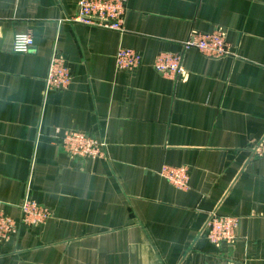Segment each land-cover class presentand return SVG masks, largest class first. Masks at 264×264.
<instances>
[{"label": "crops", "instance_id": "0c3cea01", "mask_svg": "<svg viewBox=\"0 0 264 264\" xmlns=\"http://www.w3.org/2000/svg\"><path fill=\"white\" fill-rule=\"evenodd\" d=\"M79 0H0V208L20 220L27 197L49 207L39 226L0 243V264H264V0H127L125 31L75 22ZM220 27L235 57L184 53L182 78L159 74L164 51ZM30 31L34 46L13 50ZM120 47L142 55L117 70ZM54 50L73 74L45 93ZM65 129L106 143L71 158ZM184 167L188 187L161 172ZM212 211L240 219L239 239L202 235Z\"/></svg>", "mask_w": 264, "mask_h": 264}, {"label": "built area", "instance_id": "2783aa9c", "mask_svg": "<svg viewBox=\"0 0 264 264\" xmlns=\"http://www.w3.org/2000/svg\"><path fill=\"white\" fill-rule=\"evenodd\" d=\"M127 11V0H79L77 14L73 21L86 25L98 26L123 33ZM34 46V36L30 31L15 35L13 50L26 53ZM197 49L208 58L223 59L235 57L233 45L228 41L226 31L217 27L209 33L192 31L183 41L179 52H161L154 63L155 70L170 79L182 78L185 73L184 53ZM117 70L133 71L142 62V55L132 48L120 47L116 54ZM73 82V74L66 56L54 50L45 77V93L53 90L68 89ZM62 150L71 158L97 159L105 156L106 143L85 132L65 129L60 142ZM253 155L264 157V135L251 147ZM161 174L174 186L188 187V174L184 167L166 166ZM21 217L17 221L0 208V243L8 241L19 231V225L29 227L45 224L51 217L49 207L40 205L27 197L20 206ZM240 219L235 216L220 215L212 211L205 221L202 235L216 245L232 244L239 239L237 229ZM215 264H246L240 260H223Z\"/></svg>", "mask_w": 264, "mask_h": 264}]
</instances>
